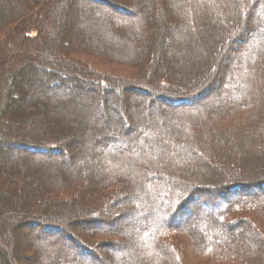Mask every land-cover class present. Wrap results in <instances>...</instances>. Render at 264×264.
Listing matches in <instances>:
<instances>
[{
    "label": "trees",
    "instance_id": "1",
    "mask_svg": "<svg viewBox=\"0 0 264 264\" xmlns=\"http://www.w3.org/2000/svg\"><path fill=\"white\" fill-rule=\"evenodd\" d=\"M113 1L0 0L5 3L0 5V264H43L27 257L32 258L31 251L44 253L39 244L54 242L60 246L49 264H88L87 259L109 264L107 256L111 264H186L184 255L188 264H264V228L257 227L250 212L259 208L264 216V178H258L264 176V0H167L171 19L159 14L158 0H134L132 10ZM96 3L105 5L104 12L114 8V17L102 14L111 31L132 46L107 50L73 25L81 7ZM121 13L133 17L123 20ZM209 44L212 65L207 69L203 57ZM100 52L138 66L135 85L100 77L74 59ZM182 57L184 62H178ZM223 60L231 63L229 79L206 98L216 86L218 69L213 68ZM85 78L105 94L113 83L131 93L150 94L171 108L189 104L190 110L169 114L167 106L166 112L151 113L159 133L146 131L138 151L134 139L122 133L126 127L112 129L108 136L93 130L106 169L71 166L67 159L74 154L68 147L77 139L55 128L49 112L55 114L63 105H56L52 100L60 95L49 91H73L83 87L77 82ZM112 113L122 120L118 111ZM244 145L254 149L249 159L243 157ZM61 153L67 158L63 167L46 162L44 156ZM32 155H39L40 165L29 160ZM135 157H145V165ZM128 162L136 164L143 184L135 174L117 175ZM200 166L224 168L226 175L192 179ZM200 187L228 188L234 196L223 199L222 212L203 218L191 194ZM90 190L108 191L109 197L90 204L83 198ZM61 192L77 195L61 198ZM186 203L188 214L181 211ZM237 210L240 215L235 216ZM122 218L129 224L111 228ZM93 222L103 226L94 229ZM34 229L39 236L29 233ZM79 233L100 238L93 243ZM184 233L188 236L181 248L177 236ZM44 235L53 241L42 239Z\"/></svg>",
    "mask_w": 264,
    "mask_h": 264
},
{
    "label": "rangeland",
    "instance_id": "2",
    "mask_svg": "<svg viewBox=\"0 0 264 264\" xmlns=\"http://www.w3.org/2000/svg\"><path fill=\"white\" fill-rule=\"evenodd\" d=\"M113 1V0H110ZM115 1V2H114ZM113 2L115 3V6L117 5H123L126 8H129L130 10H132L131 8L135 9L133 6L134 0H114ZM157 2H159L157 5H159L158 9H159V14L162 17H165L167 19H171L172 18V14L170 15V9L167 5V0H158ZM5 3H1V6H4ZM170 4V3H169ZM0 6V7H1ZM111 9V8H109ZM182 9L184 10V7H182ZM105 10H108L104 4L102 3H96L94 5L93 8L90 9H86L81 7V12L79 15H81L80 18H78V20L75 22H73V25L76 26L78 28V30L80 32H82V35H87V33H89L91 36H93V38L95 40H97L99 45L104 46V48L111 49L114 48L116 51L118 50L119 46L122 45H127V46H132V43L130 41L126 42L121 38V34L114 31L112 32V28L110 27V23H108V21L104 18L103 14H105L106 18L109 16H113L116 15L117 12H114V8H112L111 10L104 12ZM113 10V11H112ZM183 10H180V13H182ZM114 14V15H112ZM135 15V14H133ZM138 15V14H137ZM123 18V20L127 19L129 20L131 16L128 13H121L120 15ZM72 18V17H71ZM111 20V19H110ZM145 21V20H144ZM72 22V21H71ZM116 32V33H115ZM118 34V36H117ZM254 33H248L247 37L244 38L245 41L250 40L251 37H253ZM120 36V37H119ZM240 48L243 47V44H239ZM166 47L168 49H170V47H172V44L167 43ZM205 48L207 51H209V53L207 51H205L206 53L204 54V64H206L207 69L210 68V66L212 65V58H211V54L210 51L212 49V45L209 44L207 47L205 45ZM204 48V50H205ZM234 48V46H233ZM98 50H101L100 48ZM234 52L237 51L236 47L233 49ZM27 53V52H26ZM102 54V55H101ZM191 55V54H190ZM197 55L201 56L202 54L200 52L197 51ZM187 56V55H186ZM74 59L77 62H84L87 63L89 66V69H96V71H98V75L100 77H106V76H113L117 79L119 78H123V79H127L130 81V83H133L135 85V82H133L136 78L138 80V66L133 65L132 63H130L127 60H123V59H118V60H110L108 58V55H104L103 53H98L96 55H84L82 54L81 57H78L76 55H74ZM184 59L182 57V59H179L178 62H184ZM231 67V63L227 60H223L220 61V63H217L216 68H213L214 70L218 69V72H216V79L214 82H216V86L215 87H210L211 88V92L209 94V96H207L206 98L211 97L212 95H214L217 91L220 90L221 87L224 86V83L226 81H228V72H229V68ZM206 68L204 66V69L201 70L204 71ZM137 74V75H136ZM198 73H194V77H197ZM88 76L92 77V74H87ZM87 76V77H88ZM94 78V77H92ZM99 77H97L96 79H98ZM111 79V78H108ZM137 80H135L137 82ZM146 80V79H145ZM84 85L83 87L79 88L76 92L71 91L68 88H58V89H52L51 91H49L50 93H53V95H60L59 97H55V99H53L52 101L58 105L61 104L63 105V107L58 110L55 114L52 112H49V114L52 115V121L53 119H56L55 122V128L56 129H64L66 130V132L74 139H77L76 141H74V143L72 145H69L70 147H68V151L72 152V154H74V158L67 159L66 158V153H61V154H57V155H49V156H44L46 162H52L54 165H57L59 167H63V162H66V159L69 160L68 163H72L71 166H74L76 164H79L82 168L86 167V169H91L95 166L97 167H101L102 169L107 167V164L105 163V156H101V154L99 153V149H98V135L93 133V130H99L100 132H106V136L109 135V133L112 131V129H116V130H122L125 131V127L126 130L125 132H122L127 138L129 139H134V149L136 151H138L139 145L141 146L143 143L142 137H144L145 132L146 131H151L153 133L151 134H157L159 132H157V129L159 128V124H155V120L154 118L151 117V113H155L158 110H161L163 112L168 111L167 106H170V108L172 107V104H168V103H163V101L158 100V98L155 100H153L154 96H150V94H144L141 92H133L131 93V91H127V90H122L121 88H117L113 83H110L112 85L113 90L109 91V93H106L99 89L100 86L97 85L96 82L92 81L89 82V80L86 81V78L84 79ZM144 81V80H143ZM111 82V81H109ZM146 83V82H145ZM214 84V85H215ZM164 85V84H163ZM87 87L88 89H94L92 90L93 92H87ZM164 92H167L166 90H162ZM104 92V93H103ZM85 93H87L89 96L86 97ZM92 93V94H90ZM79 95V96H77ZM40 104L38 103V106ZM190 106L189 104L184 106V109H182L181 107H173L169 110V114L172 113H178L179 111H189L190 109H187L186 107ZM114 108V109H112ZM176 108V109H175ZM180 108L182 110H180ZM186 108V109H185ZM179 110V111H177ZM118 111L122 116V120L119 121L116 117V115L112 112ZM48 114V116H49ZM180 115H182V113H180ZM81 119H78V118ZM80 120L78 122V120ZM156 119V118H155ZM76 122H75V121ZM128 123L129 126H126L125 123ZM157 123V122H156ZM168 130V129H167ZM148 135H150L148 133ZM64 145V143H63ZM67 149V148H66ZM145 149V147H144ZM242 149H244L246 155H244L243 157L246 159L251 158L252 156H250L251 152L254 149H248L245 145L242 146ZM177 151L180 152V150L177 149ZM64 152L65 148H64ZM211 154V152H210ZM100 155V156H98ZM220 155V154H218ZM249 155V156H247ZM222 157V156H220ZM30 161H33L34 164H38L41 162V160L39 161V155H32L30 157H28ZM136 158V157H135ZM145 158V157H144ZM144 158L140 157V158H136L137 161H141L144 165ZM146 158H150V154L147 153L146 154ZM223 158V157H222ZM233 158H237L233 157ZM228 159V158H227ZM230 159H232L231 155H230ZM219 160V159H216ZM220 161V160H219ZM242 161V160H241ZM85 165V166H84ZM70 166V167H71ZM238 166V164H237ZM230 169H232V171L234 170L235 172L237 171V168H232L234 166H227ZM212 169H208V168H202V166H200L193 174V178H209V179H216L219 177H222V174L226 175V172H224V168L218 169L211 167ZM55 170H58V168L56 166H54ZM106 169V168H105ZM217 169V170H216ZM228 171H230L229 169H227ZM118 174L117 175H122L123 173L125 174H132V175H136L137 179L138 177H141V183L143 184V176L139 173L138 168L136 167L135 163H131L128 162V164H125V166L123 168H121L118 171H116ZM123 172V173H122ZM47 174L52 175V176H56L58 173H56V175L52 174L50 172V170L46 171ZM73 173V172H71ZM122 173V174H121ZM221 175V176H219ZM120 177V176H119ZM263 179L264 176L262 177H258ZM168 185V183H166ZM218 187H211V188H206L204 189L203 187L198 188L197 190H192L193 193H191L194 196V200H197L200 203V209L197 210L198 214L203 215V218L206 217L207 215L210 214H215V213H220L222 212L224 205H222V201L223 199L227 198V200H230L231 197H233L234 193L231 194L230 190H228V188H224L222 187L221 189H217ZM258 188L257 184L255 186L252 187V189H256ZM198 191V192H196ZM196 192L197 194L194 195ZM77 195L76 192H61L59 193V196L61 198H66L68 196L71 195ZM186 194V193H185ZM209 198H206L208 197ZM192 196V197H193ZM226 196V197H225ZM87 197L89 198L90 204H95L97 202L100 201H104L106 200L109 195H108V191L105 192H99V190H90L88 191V193H85V196L83 197L85 200H87ZM202 199V203L201 200ZM233 199V198H232ZM189 203L185 205V207H182L181 211L182 212H186L188 214V206ZM153 209V208H152ZM212 209V210H211ZM201 210V211H200ZM252 213L251 217L257 221H259L258 226L264 228V216H263V211L259 208L256 209H252L250 211ZM191 215V213H190ZM240 215V211H236L235 216ZM234 216V215H233ZM77 221V220H75ZM78 224V221H77ZM94 225V229H98L99 227H102L101 224L96 225L94 222L92 223ZM91 224V225H92ZM125 224H129L127 218H122L120 220V223H117L114 226H111V228L115 229H120L121 227H124ZM35 231H31L29 233L33 234L34 236H39L38 231H36V229H34ZM81 237H83L84 239H88L91 242L95 243L99 240L100 237H95V236H88V235H84L82 233H79ZM188 236L187 233H184L183 235H178L177 237L180 238V241H177L176 243H178V246H180L181 248L185 247V242H186V237ZM40 238V237H39ZM55 238V237H54ZM42 239H47L50 242L53 241V239L47 237L46 235H44L42 237ZM86 239V240H87ZM172 241L175 242V238L172 237L170 238ZM58 240H60L58 238ZM87 240V241H88ZM102 240V239H101ZM64 242V241H62ZM123 243H125V241H122ZM38 243V242H37ZM53 243V242H52ZM41 247H38V251H43L44 253H40L39 252H33L31 251L29 253V255L32 256V258H28V261H33L34 263L36 262H41L43 264H49L50 260L56 259V255L54 252L55 250L57 251V245L60 246L57 242H54L52 245L46 244L41 245L39 244ZM62 245H64V248L66 250H70V251H74L73 248L70 247V243L69 242H64L62 243ZM43 249V250H42ZM52 249V250H51ZM114 251H119V249H114ZM29 252V251H28ZM27 253V252H26ZM28 255V254H26ZM107 261L109 262V264H111L112 262V258L107 256ZM184 260L186 262V264H188L189 259L187 257H185L184 255ZM99 264L100 262L98 260H96ZM32 262V263H33ZM88 264H94L90 259H87ZM29 263V262H28ZM31 264V262L29 263ZM209 264H224V263H219V262H212Z\"/></svg>",
    "mask_w": 264,
    "mask_h": 264
},
{
    "label": "bare ground",
    "instance_id": "3",
    "mask_svg": "<svg viewBox=\"0 0 264 264\" xmlns=\"http://www.w3.org/2000/svg\"><path fill=\"white\" fill-rule=\"evenodd\" d=\"M84 82H85L84 80L82 81L81 79H78L77 84H79V85L82 84V83L84 84ZM79 85H78V86H79ZM78 89H79V88H75L73 91L76 92ZM252 184H253V183H252Z\"/></svg>",
    "mask_w": 264,
    "mask_h": 264
}]
</instances>
